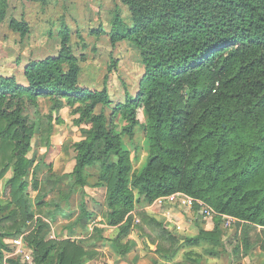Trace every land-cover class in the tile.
Segmentation results:
<instances>
[{
	"label": "trees",
	"instance_id": "trees-1",
	"mask_svg": "<svg viewBox=\"0 0 264 264\" xmlns=\"http://www.w3.org/2000/svg\"><path fill=\"white\" fill-rule=\"evenodd\" d=\"M121 1L128 8L129 23L116 9L109 40L130 41L142 64L136 93L126 92L113 108L126 122L122 133L108 128L103 110L91 114L98 104H110L107 90L79 85V60L69 47L65 26L59 31L57 55L29 61L23 67V83L0 75V177L10 174L3 184L9 212L0 220L13 216L9 230L0 231V264H29L19 257L5 258L10 248L4 237L22 234L33 218L26 193L33 127L22 112L24 99L38 97L53 98L54 108L81 103L76 112L90 118L91 128L75 144L76 163L67 177L83 185L86 170L97 165L95 185L106 187L102 218L117 230L110 241L118 254L129 250L131 244L124 240L137 227L146 244L156 246L154 252L165 258L176 253L177 247H161L151 232L159 228L158 238L168 236L174 244L175 235L163 227L165 222L136 211L140 201L148 204L175 192L236 219L224 236L218 228L220 217H215L214 231L182 238L184 245L213 241L230 264L256 247L264 252V0ZM12 24L21 36L26 34L24 21ZM137 109L145 117L148 154L135 173L121 135L132 136ZM32 185L38 188L36 179ZM92 214L81 204L79 226L86 229ZM45 227L37 219L25 241L33 249L31 264H82L96 255L81 242L45 240Z\"/></svg>",
	"mask_w": 264,
	"mask_h": 264
},
{
	"label": "rangeland",
	"instance_id": "rangeland-1",
	"mask_svg": "<svg viewBox=\"0 0 264 264\" xmlns=\"http://www.w3.org/2000/svg\"><path fill=\"white\" fill-rule=\"evenodd\" d=\"M116 9L119 10L118 13L124 23L128 24L129 11L121 0H0V75L14 76L19 83H23V67L29 61L57 55L60 49L59 31L65 26L69 31V47L79 60V85L91 90L103 88L107 90L110 104L104 106L98 104L91 114H98L103 110L108 128L115 133H122L126 122L122 120L119 112L113 114V108L117 103L124 101L126 92L130 95L136 93L142 75V64L138 50L130 41L121 40L112 44L109 40L108 33ZM21 21L27 25V32L23 36L12 24ZM54 103L53 98L44 97H38L34 101L23 100L22 114L27 115L28 123L33 127L31 148L26 155L33 161L27 175L26 189L28 211L33 218L26 223L22 234L6 236L4 243L11 248L12 241L22 236L25 247H29L25 241L35 228L36 220L41 218L43 223L48 225V228L43 229L45 240L58 242L70 239L77 243L81 242L83 247L96 253L98 249L107 246L116 252L111 244L104 246L102 245L104 243H101L103 241L97 240L98 236L111 240L110 237L117 232V230L107 232L101 227L102 221L97 217L104 214L106 191L105 186L95 185L99 177L97 165L94 164L86 170L83 185L76 183L75 177H67L76 163L75 144L84 140L91 128L90 118H80V113L76 112V108L82 107L81 103L74 106L64 103L61 108H54ZM136 117L132 136L127 133L121 135L122 148L131 154L135 173L143 167L148 154L147 141L143 133L145 117L141 109H137ZM57 119L61 122H57ZM9 175V172H6V175L0 177V219L6 217L9 212V208H5L7 201L3 196L4 179ZM33 179L38 182L37 189L33 188ZM87 190H93L95 196L85 192ZM92 199L94 201L92 205H95L93 208L90 204ZM79 204L80 207L84 204L88 211L95 213L86 222V229L77 222L80 207L77 209L72 207ZM63 205L67 206V209H64ZM13 207L14 205H11L10 209ZM138 210H144L151 217L165 222L163 227L175 235L174 244L170 245L168 236L161 235L158 238L161 233L159 228L151 232L161 247L169 250L177 247L176 253L165 258L154 252L156 246L146 244L137 227L133 233L131 232L133 240H129L131 250L134 252L128 257L122 255L117 263L230 264L227 255L221 252L215 242L202 240L197 245L186 246L182 240L186 237H195L200 231H214L215 217L202 219L196 210L180 209L168 203L156 208L147 207V203L140 201L136 206V211ZM72 211L78 215L74 217ZM158 216L163 219H159ZM12 217L6 221L0 220V231L9 230ZM19 218L17 215V221ZM134 219L137 223L138 218L134 216ZM96 228L101 229V233L96 232ZM218 228L224 236L232 231V227L224 228L221 224H218ZM7 252L9 251H5L4 255ZM18 257L23 262L31 264L33 254L29 262ZM94 257H89V260H92L89 264H108L95 262ZM85 261L86 258L82 264ZM231 264H264V252L256 247L250 255Z\"/></svg>",
	"mask_w": 264,
	"mask_h": 264
},
{
	"label": "built area",
	"instance_id": "built-area-1",
	"mask_svg": "<svg viewBox=\"0 0 264 264\" xmlns=\"http://www.w3.org/2000/svg\"><path fill=\"white\" fill-rule=\"evenodd\" d=\"M165 203L178 206L180 209H187L189 211L196 210L202 219L220 217L221 225H223L224 228H230L236 221V219L231 216L217 213L204 201L181 192L159 197L150 203V207L154 206L158 208L164 206ZM32 251L33 249L31 247H25L23 238L20 236L12 241V247L10 251L5 254V258L20 256L25 259V261L29 262Z\"/></svg>",
	"mask_w": 264,
	"mask_h": 264
},
{
	"label": "crops",
	"instance_id": "crops-1",
	"mask_svg": "<svg viewBox=\"0 0 264 264\" xmlns=\"http://www.w3.org/2000/svg\"><path fill=\"white\" fill-rule=\"evenodd\" d=\"M147 158V157H146ZM87 192L88 194H90L91 196H95V192L93 190H90V191H85ZM75 194V193H74ZM90 204H94V201L92 199V201L90 202ZM95 204H97L95 202ZM67 205V204H66ZM95 205H92L91 207L93 208ZM150 207V203L147 204V207ZM64 209H67V206H62ZM72 207L74 209H77V207L79 208L80 207V204L77 206L75 205H72ZM157 208V207H156ZM148 210V208H147ZM74 213V217H76L78 214L75 213V211H72ZM161 212V210H160ZM161 214V213H159ZM98 217V220L102 221L100 224H101V227H103L104 229H106L107 232H110V231H113L115 232L116 228L115 227H110V226H107L106 225V220L104 221V218H102L101 216H97ZM159 219H163V217H160L158 216ZM133 233V232H132ZM112 238V237H110ZM133 240V235L130 233L128 238L124 240V242L126 241H129V240ZM130 242V241H129ZM101 243H104L102 245L106 246V244H111V241L110 240H107L104 238L103 242ZM132 247L129 248L128 252H126L124 255H126L127 257L129 256V254L133 253L134 250H131ZM122 257V255L118 254L117 252L109 249V246H107L106 248L105 247H102L100 249L97 250V253L95 255V257L93 258L95 262H100V263H108V264H120V263H117V261ZM117 259V260H116ZM90 262H92V260L90 261L89 259H86L85 263L84 264H89ZM122 263V262H121Z\"/></svg>",
	"mask_w": 264,
	"mask_h": 264
}]
</instances>
